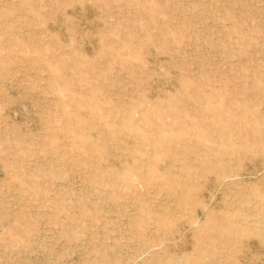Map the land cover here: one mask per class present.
Here are the masks:
<instances>
[{"label": "rangeland", "instance_id": "obj_1", "mask_svg": "<svg viewBox=\"0 0 264 264\" xmlns=\"http://www.w3.org/2000/svg\"><path fill=\"white\" fill-rule=\"evenodd\" d=\"M263 206L264 0H0V264H264Z\"/></svg>", "mask_w": 264, "mask_h": 264}, {"label": "bare ground", "instance_id": "obj_2", "mask_svg": "<svg viewBox=\"0 0 264 264\" xmlns=\"http://www.w3.org/2000/svg\"><path fill=\"white\" fill-rule=\"evenodd\" d=\"M218 146V145H217ZM262 156V155H261ZM33 166V165H32ZM168 166V165H167ZM224 172H226V171H220V172H218V175H217V181H223V180H225L226 178H227V175H225V173ZM220 184V183H219ZM147 200V199H146ZM134 210V209H133ZM131 212V211H130ZM137 216V215H136ZM261 217H262V219H263V221H264V206H263V210H262V212H261ZM250 227V226H249ZM262 228V227H261ZM252 229H254V228H252ZM257 229V228H256ZM255 229V230H256ZM260 229V228H259ZM264 229V228H263ZM262 229V230H263ZM252 231V230H251ZM257 231H259L258 229H257ZM176 233V232H175ZM255 233V232H254ZM264 233V232H263ZM259 236V235H258ZM197 240V239H196ZM261 240V239H260ZM229 248V247H228ZM149 252V251H148Z\"/></svg>", "mask_w": 264, "mask_h": 264}]
</instances>
